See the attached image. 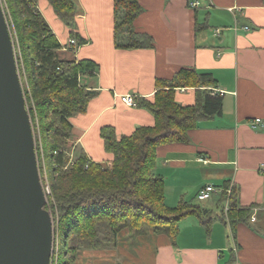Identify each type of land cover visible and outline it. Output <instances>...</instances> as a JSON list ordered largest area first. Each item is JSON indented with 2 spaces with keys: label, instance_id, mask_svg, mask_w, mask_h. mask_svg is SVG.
<instances>
[{
  "label": "crops",
  "instance_id": "obj_1",
  "mask_svg": "<svg viewBox=\"0 0 264 264\" xmlns=\"http://www.w3.org/2000/svg\"><path fill=\"white\" fill-rule=\"evenodd\" d=\"M47 1L39 0V9ZM75 1L77 31L87 40L76 51L68 44L70 29L53 7L41 11L63 44V53H72L68 58L98 64L95 74L84 78L97 94L85 112L71 118V160L83 150L91 160L111 164L103 127H114L121 137L138 126L155 124L150 110L125 104L121 95L153 99L157 79L196 68L217 79L213 94H223V114L199 121L189 131L188 143L158 148L156 172L165 178L167 200L175 196L177 204L191 201L208 184L224 189L229 183L238 189L242 207L263 203L264 0H200L198 8H191L189 0H139L144 10L135 27L153 37L154 47L132 49L116 44L115 0ZM176 100L194 104L196 89L178 88ZM257 118L262 121L254 127ZM251 211L248 222L235 228L222 221L224 225L214 224L207 236L196 228L181 236L177 247L162 237L151 264H264V207Z\"/></svg>",
  "mask_w": 264,
  "mask_h": 264
},
{
  "label": "trees",
  "instance_id": "obj_2",
  "mask_svg": "<svg viewBox=\"0 0 264 264\" xmlns=\"http://www.w3.org/2000/svg\"><path fill=\"white\" fill-rule=\"evenodd\" d=\"M5 1L9 26L18 40L31 89L27 98L36 107L35 111L30 106L31 114L33 121H39L37 144L38 149L42 145L44 157L40 150L39 156L41 161L45 159L50 174V207L59 216L64 251L61 264L72 263V258L84 247H104L102 224L115 235L127 229L141 232L145 227L151 228L153 233L165 234L177 247L179 223L187 217L196 216L210 232L217 219L235 228L238 223L248 222L253 207H264V202L242 207L238 189L229 183L218 198L221 211L216 216L213 210L186 199L175 206L167 203L165 178L156 172L158 148L173 142L188 143L189 131L197 128L199 121L223 114L224 96L213 94L217 79L213 73L196 68H182L172 79H157L153 99L137 98V106L153 113V126H138L130 135L121 137L112 126L102 128L105 150L113 154L111 164L93 161L83 150L71 160L69 140L74 127L71 118L85 112L96 96L97 92L84 83V78L94 75L98 64L91 59L63 56L64 46L39 9V0ZM48 1L70 29V37L79 46L86 43L77 31L76 1ZM143 10L139 0H115L118 47H154L153 37L135 27ZM181 87L196 89L194 104L183 105L176 100L177 89ZM230 187L231 193L227 192ZM226 200L230 206L227 216Z\"/></svg>",
  "mask_w": 264,
  "mask_h": 264
},
{
  "label": "water",
  "instance_id": "obj_3",
  "mask_svg": "<svg viewBox=\"0 0 264 264\" xmlns=\"http://www.w3.org/2000/svg\"><path fill=\"white\" fill-rule=\"evenodd\" d=\"M47 205L14 40L0 0V264H52L54 219Z\"/></svg>",
  "mask_w": 264,
  "mask_h": 264
},
{
  "label": "rangeland",
  "instance_id": "obj_4",
  "mask_svg": "<svg viewBox=\"0 0 264 264\" xmlns=\"http://www.w3.org/2000/svg\"><path fill=\"white\" fill-rule=\"evenodd\" d=\"M5 0H2L3 7L5 9V12L7 10V6L5 5ZM49 8H52L49 2L47 1L46 6H41V11L45 14L46 11H48ZM9 15V14H8ZM120 17L123 15V11L120 10L119 12ZM7 16V14H6ZM10 16V15H9ZM8 19V18H7ZM60 20V19H59ZM9 22V20H8ZM12 22V20H11ZM11 27V26H10ZM13 28V24H12ZM11 29V28H10ZM12 36L13 32L11 30ZM123 33H121L122 36ZM14 40L15 50H16V57H17V63L19 68V73L21 76L24 93L26 97V104L27 108L29 110L34 134H35V141H36V148H37V155L39 160V166H40V173L43 180V184L50 185V174L48 172V169L46 167V164L44 163V160L41 161V155L42 158L44 157V151L42 148V145L40 144V149H38L37 140H39V121L36 120L33 121V117L31 114V108L30 106L33 105V102L29 103L27 95H31V89L28 85L27 80V74L24 67V62L22 59L20 46L18 43V40ZM64 57H70L72 56V53H62ZM34 106V105H33ZM35 107V106H34ZM36 111V107H35ZM39 150L41 152V155L39 156ZM76 159V156L74 157ZM48 198V209L51 211L53 219H54V234H53V241H54V252H53V260L52 264H61V259L63 258V242L60 236L59 231V216L57 213H53V208H51V203L49 201V195H47ZM190 199V198H188ZM177 200L175 199V196H169L167 203L171 206L176 205ZM194 203L201 204L204 208H208L210 210H213V216L214 214L220 213L221 208H218V194H213L211 199L201 201L197 198H193L191 200ZM230 207V206H229ZM226 215V214H225ZM227 216V215H226ZM223 224L221 220H215L214 224ZM213 224V227H214ZM148 226V225H147ZM196 228H200V231L204 233V236H207V228L206 226L199 223V219L196 216H190L186 218L185 220H182V222L179 223V234H178V241L180 242L181 236H186L190 232L197 231ZM100 233L102 238L105 240V245L102 248L99 249H92L90 247H84L77 253L76 256L72 258V263L70 264H151L154 260L156 249L162 240V237H166L165 234L160 233H153L151 232V228H144V231L138 232V231H130V230H123L117 235H115L110 228H108L106 225L102 224L100 225ZM193 235H196V233H193ZM67 254V253H66ZM74 259V260H73Z\"/></svg>",
  "mask_w": 264,
  "mask_h": 264
},
{
  "label": "built area",
  "instance_id": "obj_5",
  "mask_svg": "<svg viewBox=\"0 0 264 264\" xmlns=\"http://www.w3.org/2000/svg\"><path fill=\"white\" fill-rule=\"evenodd\" d=\"M189 6L191 8H198L200 6V0H189ZM220 33V30H217V34ZM69 46L72 47L73 51H76L79 47V44H77V40L74 38H71L68 42ZM121 100L122 102H124L125 104L129 105V106H136L137 105V96L133 95V94H123L121 95ZM262 119L261 118H257L256 120H254L252 122V126H257L259 123H261ZM43 181V180H42ZM44 186V190L46 195L51 196L52 195V190L50 185H46L43 184ZM232 187L227 189V192L231 193ZM224 192L223 188H219L215 185L212 184H208L206 186H204L203 188H201L197 194V198L201 201L204 200H208L211 199L213 194L215 193H222ZM48 207V205H47ZM230 207L228 204V200H226L225 202V207H224V211L225 214L227 215V212L229 211ZM53 252H54V241H53ZM52 260H53V253H52Z\"/></svg>",
  "mask_w": 264,
  "mask_h": 264
}]
</instances>
